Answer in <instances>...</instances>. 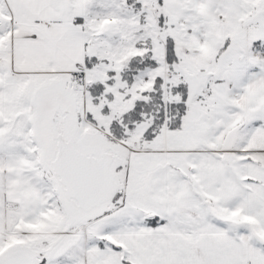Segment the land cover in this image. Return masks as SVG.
I'll return each mask as SVG.
<instances>
[{
    "label": "snow or ice",
    "instance_id": "obj_1",
    "mask_svg": "<svg viewBox=\"0 0 264 264\" xmlns=\"http://www.w3.org/2000/svg\"><path fill=\"white\" fill-rule=\"evenodd\" d=\"M0 264H264V0H0Z\"/></svg>",
    "mask_w": 264,
    "mask_h": 264
}]
</instances>
